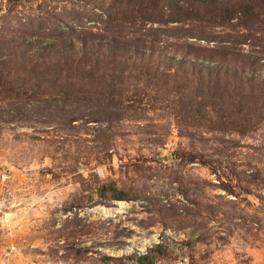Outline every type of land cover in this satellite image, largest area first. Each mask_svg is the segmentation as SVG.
<instances>
[{
    "label": "rangeland",
    "instance_id": "rangeland-1",
    "mask_svg": "<svg viewBox=\"0 0 264 264\" xmlns=\"http://www.w3.org/2000/svg\"><path fill=\"white\" fill-rule=\"evenodd\" d=\"M236 1L0 0V264H264V0Z\"/></svg>",
    "mask_w": 264,
    "mask_h": 264
},
{
    "label": "trees",
    "instance_id": "trees-1",
    "mask_svg": "<svg viewBox=\"0 0 264 264\" xmlns=\"http://www.w3.org/2000/svg\"><path fill=\"white\" fill-rule=\"evenodd\" d=\"M237 2H241V1L240 0H237L236 3ZM73 48H74V46H73ZM145 259L146 258H141V259L138 258L137 263L139 264L140 262H143Z\"/></svg>",
    "mask_w": 264,
    "mask_h": 264
},
{
    "label": "bare ground",
    "instance_id": "bare-ground-1",
    "mask_svg": "<svg viewBox=\"0 0 264 264\" xmlns=\"http://www.w3.org/2000/svg\"><path fill=\"white\" fill-rule=\"evenodd\" d=\"M124 206H125L124 202H121V203H119V208L118 209H122V208H124Z\"/></svg>",
    "mask_w": 264,
    "mask_h": 264
}]
</instances>
